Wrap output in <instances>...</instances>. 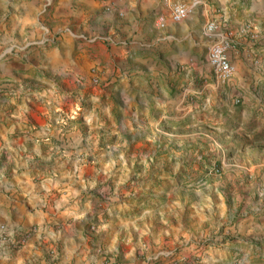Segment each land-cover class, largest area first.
<instances>
[{
	"label": "crops",
	"instance_id": "crops-1",
	"mask_svg": "<svg viewBox=\"0 0 264 264\" xmlns=\"http://www.w3.org/2000/svg\"><path fill=\"white\" fill-rule=\"evenodd\" d=\"M30 4L26 2L21 11L33 10L35 5ZM159 7L162 0H116L103 7L96 0H82L77 5H63L61 14L70 15H63L68 32L57 47L29 49L20 60L12 57L1 62L0 79L12 76L17 69L47 73L51 78L58 74L87 78L90 66L95 65L100 84L86 94L84 104L81 88L71 99L62 95L66 89H58L56 83L29 92L35 98L28 102L41 109L39 115L32 113L33 118L43 125L19 133L0 147L19 157L11 181L4 179L5 188L16 191L15 199L0 204V217L14 224H37V231L24 247L0 259V264H51L53 259H57L53 264H102V252L118 256L119 264H137L146 246L156 250L165 239L173 238L181 242L184 238L187 253L202 251V264L231 263L225 249L235 247L228 241L198 248L197 237L187 233L188 224L192 225L195 218L205 222L211 215L218 218L222 213L195 206L192 201L195 212L189 208L191 218L171 227L163 219L160 207L164 201L157 198L159 192L153 190L155 199H147L145 187H139V199H124L126 202L113 206L105 218L100 216L97 231L88 232L95 236L91 239L95 242L87 240V224L98 210L102 211L96 205L100 186L97 175L105 172L114 177L116 186L124 184L140 168L136 163L139 157L159 150L162 133L172 137L160 126L179 101L172 84L188 77L195 46L207 39L191 18L176 23L166 17L163 25L158 24ZM86 21H90L92 36L79 42L72 31L76 33L75 28ZM16 41L13 33L10 43ZM1 42L4 51L6 45ZM187 62L191 64L181 66ZM24 106L17 105L16 122L23 120L19 109ZM168 143L164 149L173 150L178 145L172 139ZM231 231L241 235L238 246L248 248L252 238L264 235V224L248 219L233 224ZM96 243L100 253L92 250ZM53 246L58 251L49 258ZM250 262L248 259L247 264Z\"/></svg>",
	"mask_w": 264,
	"mask_h": 264
},
{
	"label": "rangeland",
	"instance_id": "rangeland-1",
	"mask_svg": "<svg viewBox=\"0 0 264 264\" xmlns=\"http://www.w3.org/2000/svg\"><path fill=\"white\" fill-rule=\"evenodd\" d=\"M80 1L0 0V40L6 45L4 51V47L0 48V64L5 59L22 57L29 49L57 47L61 36L68 32L65 31L63 15L70 16L61 14L59 10L63 5H77ZM114 1L96 0L101 7ZM26 2H33L35 7L23 13L21 7ZM173 3L190 7L188 17L180 23L191 18L196 30L207 36L205 41L195 46V61L190 66L188 77L172 84L178 90L179 101L160 126L164 132L173 135L162 133L159 150L139 157L136 163L140 168L124 184L116 186L114 177L108 173L97 175L100 186L96 205L102 211L98 210L87 224V240L95 239L88 232L97 231L100 216L105 218L113 206L126 202L124 199H139V187H145L147 199H155L153 190L159 192L157 198L164 201L160 207L164 211L163 219L171 227L184 218H191L188 215L192 201L195 206L222 213L218 218L211 215L205 222H197L195 218L192 225L188 224L187 233L197 237L196 247L205 249L228 241L235 247L225 249V257L230 264H247L248 259L251 264H264V235L252 238L247 243L252 246L244 248L236 242L241 240V235L231 231L233 224L248 219L264 224V0H162V7L156 15L158 24L160 17L163 20L170 18ZM83 24L75 28L76 33L69 29L73 30L79 42H86L92 36L90 21ZM210 24L214 28L209 31ZM13 33L17 41L10 43ZM27 39L29 42L25 44ZM218 41L227 43L228 58L234 67L233 77L227 84L216 80L207 62L209 45ZM190 64L187 62L181 66ZM17 72L22 73L17 75ZM89 73L87 78L58 74L52 79L47 73L42 75L39 71L17 69L12 76L0 79V147L13 141L19 133L34 131L43 125L42 121L33 118L32 113L39 115L41 109L28 102L29 98H35L29 92L45 90L46 83H56L62 87L58 89H66L62 95L71 99L81 88L84 104L88 97L86 94L100 84L95 65L90 66ZM94 77L98 79L96 84ZM82 83L84 85L79 87ZM22 104L25 106L19 109V115L23 120L16 122L17 105L21 107ZM170 139L178 144L176 149H164ZM18 158L0 150V204L15 199L16 191L5 186L6 181H11L12 169ZM3 167L4 177L1 176ZM191 208L195 212L194 207ZM36 231L37 224H14L0 217V259H6L24 247ZM222 233L224 238L219 239ZM183 239L182 242L174 238L165 239L156 250L146 246L147 251L137 264H202V251L185 252ZM53 248L49 258L58 251ZM92 250L100 253L97 243ZM100 257L102 264L120 263L118 256L111 253L102 252ZM56 262L57 259H53L51 264Z\"/></svg>",
	"mask_w": 264,
	"mask_h": 264
},
{
	"label": "built area",
	"instance_id": "built-area-1",
	"mask_svg": "<svg viewBox=\"0 0 264 264\" xmlns=\"http://www.w3.org/2000/svg\"><path fill=\"white\" fill-rule=\"evenodd\" d=\"M170 10V19L176 23L187 18L190 13V7L183 3L171 4ZM159 23L160 25H163V17L159 18ZM213 28L214 26L212 24L208 26L209 31ZM91 40L93 41V39ZM207 62L219 83L227 84L231 81L234 74V67L228 58L226 42L218 41L209 45L207 51ZM93 82L95 84L98 83V79L94 77ZM2 229L4 228L2 227Z\"/></svg>",
	"mask_w": 264,
	"mask_h": 264
}]
</instances>
